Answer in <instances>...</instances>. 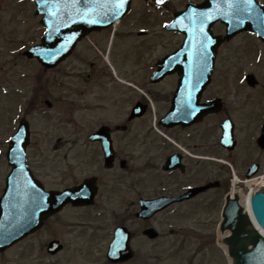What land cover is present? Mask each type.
Instances as JSON below:
<instances>
[{
  "label": "flooded vegetation",
  "instance_id": "af4514ba",
  "mask_svg": "<svg viewBox=\"0 0 264 264\" xmlns=\"http://www.w3.org/2000/svg\"><path fill=\"white\" fill-rule=\"evenodd\" d=\"M134 1L114 27L91 31L55 66L34 61L28 84L0 67V196L11 170L8 141L22 119L29 127L28 171L13 183L27 189L34 180L45 190L82 186L85 196L82 206L64 205L41 229L1 251L3 264H33L34 241L43 230L47 241L62 244L48 255L53 264L63 251L80 258L96 253L95 264H134L162 237L160 228L205 218L201 211L223 204L232 175L241 187L264 174V39L250 32L227 37L225 24L215 22L211 35L202 30L187 44L180 29L166 27L182 3ZM111 32L113 42H127L115 54L108 47ZM210 183L216 185L150 217L139 215L149 201ZM117 227L126 228L133 253L125 263L106 257ZM107 228L106 244H98ZM149 228L156 231L152 238ZM168 232L179 250L183 233ZM71 241L81 242L72 252Z\"/></svg>",
  "mask_w": 264,
  "mask_h": 264
},
{
  "label": "rangeland",
  "instance_id": "374dc122",
  "mask_svg": "<svg viewBox=\"0 0 264 264\" xmlns=\"http://www.w3.org/2000/svg\"><path fill=\"white\" fill-rule=\"evenodd\" d=\"M8 1L0 0V15L2 16L0 34L4 40V42L0 43V53H7L10 50L18 48L21 45L20 42L22 39L28 41L34 36H39V33H36L35 35V26L31 27L30 31L27 29L29 23L34 22V17L31 15V11L29 12V15L32 18L29 15L26 17L23 11H19L21 10V5L23 6V9L27 6L24 4H21L20 6L11 5L8 3ZM175 1L179 2L180 4L183 2V0ZM27 4L30 5V3ZM13 37L15 38L14 40ZM87 39L91 43L97 42L93 37H89ZM125 43L127 44L126 41L122 42L119 37L116 38V42H113V40L110 41L109 47H111V52L115 54L114 50L116 46L118 45L119 49L123 47ZM5 57L7 58L0 60V67L9 68V70L15 74L14 77L17 76V80L21 84L23 82L19 80L18 77L24 73L30 74L35 69L34 61H26L22 55L18 56L16 53H14L8 54ZM11 72H9L10 75H12ZM8 78L9 77L7 76L6 79ZM217 208H213L208 212L205 210L201 211L200 215L205 218L199 220H180L175 222V228L182 230L183 233L182 246L177 251L172 249L173 246H175L174 240L176 242L177 239L173 236H168V227L165 228L164 226L165 229L160 228V231L163 233V238H160L154 242H150L146 250H141L137 254L139 257L134 261V264H228L227 257L224 255L223 251L216 242L217 223L220 218ZM173 224L174 222H172L171 225L173 226ZM109 229H111V227ZM107 233L108 228L107 230H103L100 233L98 237V244H106L107 240L105 241L104 237L107 236ZM47 237V233L42 232L39 236H37V240H35V245L37 244L38 248L34 250L33 259H37V264L48 263L46 254L44 252L45 248L43 247L41 249ZM101 237L103 238L102 241ZM75 244L80 245L81 242L71 241L70 252H72L71 249ZM145 256H147V259ZM83 258H85V260H82ZM82 259H80V257H76L74 261H70L69 263L60 261V264H95V260L89 257L87 253L83 254ZM141 261H143V263H141ZM0 264H3V260L1 259ZM5 264L14 263L8 262Z\"/></svg>",
  "mask_w": 264,
  "mask_h": 264
},
{
  "label": "water",
  "instance_id": "95a60500",
  "mask_svg": "<svg viewBox=\"0 0 264 264\" xmlns=\"http://www.w3.org/2000/svg\"><path fill=\"white\" fill-rule=\"evenodd\" d=\"M34 1L37 7L36 13H45L42 22L47 27V31L42 38L43 43L40 46L41 48L37 50L34 49L33 52L31 51L30 53L35 54L46 64L49 58V60L52 58L55 59L56 57L60 58L63 54L68 52V49L60 50L58 48V46H60V41L57 39H60L62 35L57 32L52 33L53 27L49 19L51 14V10L48 7L49 3L47 2V4H45L44 0ZM117 2L118 0H68V4L73 7L74 11H77L76 9L80 8V10L85 11V14L89 15V17L79 20L75 27L77 34H70V40L72 41L69 42V45L72 46L71 43L74 40L76 41L90 29L105 26L120 15L124 14L128 10L130 0H125L123 7L113 15V12L115 11L113 5ZM90 21L95 22L93 23ZM61 22L62 21L58 23L57 19L55 20V24H58L57 27L61 26ZM244 27H248V25ZM241 28H243V25L238 29ZM51 38H54L56 41H53ZM50 46H54L56 49L54 48L53 51H49ZM33 204L32 208L33 211L36 212V215L32 216L25 222H27V225L33 224V227H36L38 224L40 225L43 217L54 210L52 209L53 207L60 205V202L56 197L53 198L52 196L47 195L43 199L40 197L37 198ZM250 204L257 224L264 231V191L261 190L254 193L251 197ZM152 211H149L148 213H151ZM222 217L220 231H229V235L223 238L222 242L227 247L230 264H264V236L253 226L248 214L244 212L243 207L238 204L236 199L226 203L223 208ZM1 227L2 216H0V228ZM31 228L28 227L26 231H30ZM24 233L25 232L22 234L17 233L16 237H14L13 234L3 235L0 232V249L3 245H8L20 238ZM126 256V251L118 250L115 251L113 259H123V257Z\"/></svg>",
  "mask_w": 264,
  "mask_h": 264
},
{
  "label": "bare ground",
  "instance_id": "6f19581e",
  "mask_svg": "<svg viewBox=\"0 0 264 264\" xmlns=\"http://www.w3.org/2000/svg\"><path fill=\"white\" fill-rule=\"evenodd\" d=\"M240 201H241V204L244 206L245 210L250 211V208H249V196H240ZM227 234H228L227 231L220 232L218 234V237L222 239ZM262 234L264 235V231L263 230H262ZM222 247H223V250L226 251V247L224 246V244H222Z\"/></svg>",
  "mask_w": 264,
  "mask_h": 264
},
{
  "label": "snow or ice",
  "instance_id": "6c2138e0",
  "mask_svg": "<svg viewBox=\"0 0 264 264\" xmlns=\"http://www.w3.org/2000/svg\"><path fill=\"white\" fill-rule=\"evenodd\" d=\"M44 2L45 4H47L48 0H44ZM51 2L56 3L57 0H51ZM162 2L163 0H157V3H162ZM124 3H125V0H118V2L113 5L115 9V11L113 12V15H115V12L119 11L123 7ZM90 22L94 23L95 21H90Z\"/></svg>",
  "mask_w": 264,
  "mask_h": 264
}]
</instances>
